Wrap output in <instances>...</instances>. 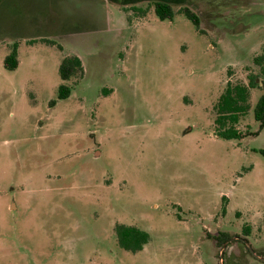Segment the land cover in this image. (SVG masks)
I'll return each instance as SVG.
<instances>
[{
  "label": "rangeland",
  "instance_id": "rangeland-1",
  "mask_svg": "<svg viewBox=\"0 0 264 264\" xmlns=\"http://www.w3.org/2000/svg\"><path fill=\"white\" fill-rule=\"evenodd\" d=\"M136 6L0 0V264H264V0ZM67 55L81 78L62 80ZM236 84L244 136L227 139L218 102ZM117 224L151 240L127 251Z\"/></svg>",
  "mask_w": 264,
  "mask_h": 264
},
{
  "label": "trees",
  "instance_id": "trees-1",
  "mask_svg": "<svg viewBox=\"0 0 264 264\" xmlns=\"http://www.w3.org/2000/svg\"><path fill=\"white\" fill-rule=\"evenodd\" d=\"M145 0H116L122 5H132L133 9H137L136 4ZM153 3L154 11L161 19H172L176 14L174 4L182 3L184 0H148ZM179 11L183 12L195 25L200 29V17L189 6L182 5ZM51 45H55L56 41L52 39H41ZM29 43H35L37 39L28 40ZM62 49V46L58 44ZM19 42H16L10 49V53L4 59V65L10 70H14L19 65ZM264 60L263 54L255 58L256 63H262ZM263 65V64H262ZM59 72L62 80L66 81L73 76L81 78L84 74L82 60L77 55L65 56L59 66ZM257 86L255 78L251 76L249 87L254 88ZM264 86V81H263ZM249 87L246 85H233L229 87L224 94L221 95L218 102V116L216 124L219 126L218 135L227 139L242 138L244 134L239 131L235 124L239 120V115L244 113L247 108ZM72 87L63 82L59 86L58 97L64 99L70 96ZM52 106L56 104V100L50 103ZM255 119L260 123V129L264 128V94L259 98L254 108ZM228 124L230 126L228 127ZM255 151L264 155V148L255 149ZM225 198V197H223ZM225 211V208H224ZM116 235L119 245L133 253L138 252L144 248V245L151 240V235L146 230H143L134 225L117 224Z\"/></svg>",
  "mask_w": 264,
  "mask_h": 264
}]
</instances>
